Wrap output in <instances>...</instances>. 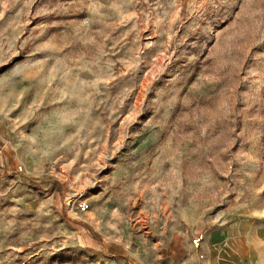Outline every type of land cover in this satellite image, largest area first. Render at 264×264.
Returning <instances> with one entry per match:
<instances>
[{"label":"rangeland","instance_id":"1","mask_svg":"<svg viewBox=\"0 0 264 264\" xmlns=\"http://www.w3.org/2000/svg\"><path fill=\"white\" fill-rule=\"evenodd\" d=\"M264 214V0H0V264H204Z\"/></svg>","mask_w":264,"mask_h":264},{"label":"crops","instance_id":"2","mask_svg":"<svg viewBox=\"0 0 264 264\" xmlns=\"http://www.w3.org/2000/svg\"><path fill=\"white\" fill-rule=\"evenodd\" d=\"M204 247V264H264V214L218 219Z\"/></svg>","mask_w":264,"mask_h":264}]
</instances>
